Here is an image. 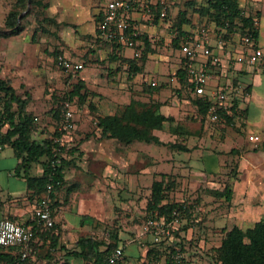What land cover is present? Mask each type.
Masks as SVG:
<instances>
[{
    "label": "crops",
    "instance_id": "1",
    "mask_svg": "<svg viewBox=\"0 0 264 264\" xmlns=\"http://www.w3.org/2000/svg\"><path fill=\"white\" fill-rule=\"evenodd\" d=\"M0 1V27H3L10 9V1L6 0L5 8L3 6L4 0ZM41 1L43 2L42 10L45 12L44 17L49 22L44 25L45 31L51 28L50 33L53 34L57 43L53 42V46L49 45L50 51L51 47H56L58 50H62L66 56L72 57V60L82 62L84 64L82 72L85 71V63L82 59L88 56L105 55L112 50V53H115L112 59L117 61L120 59L118 53L121 49H124L122 50L124 59L128 60L135 56L131 49H125L122 46L116 48L113 43L102 40L98 34L99 21L104 16L108 0ZM129 1L134 6L131 13L132 19L141 33V48H145L147 41L150 45L149 48L146 47L148 58H151L154 56L156 44L161 41L163 35H167L169 32L168 36L171 37L172 42L177 37L176 31L171 29L170 21L165 22L160 18L158 22H155V15L151 11V5L160 3L167 13L169 2L167 3L164 0ZM198 4L203 3L198 2ZM242 5H247L246 14L249 12L257 13L260 32L257 42L260 47L264 48V0H242ZM144 9L146 12L142 11ZM148 9L152 13L151 15L147 12ZM197 15L201 19L205 18L198 29L202 25L209 28L211 37L209 44L213 51L222 57V64L213 67L214 76L209 81L208 97L213 101L210 93L225 88L230 93L232 103L234 104V101L236 103V111L232 114V121L228 124L213 123L209 120L207 121L209 123L205 122L204 124L199 119L198 122H194L191 128L190 123L185 118L175 116L165 104L160 105L159 111L166 116H173L176 123L183 127L181 132L185 134L180 136V133H174L176 138L170 141L175 143L176 139L180 138L187 149H179L178 153H174L177 156L172 154L171 159H165L161 163L163 168L159 172L175 174L178 180H184L186 185L189 183V186H192L195 190L201 186L208 188L206 192L210 194L206 198L207 200L209 198L213 209L211 219L216 223L215 226H220L219 231L223 236L224 228L229 229L234 225L247 228L264 219V70L242 66L241 64H231L225 55L228 51L233 53L240 50L241 38L239 34L235 33L227 37L226 43L221 45L217 37L219 27L214 22L207 25L208 19L206 17L202 18L198 13ZM22 25L24 29L18 34L0 35L4 44L0 48V76L4 79H13L11 84L18 95H20V91L17 87L22 83L20 79L25 76L24 72L28 70L24 63L37 60L45 61L49 53L47 47L41 49L42 43L38 41L39 25L37 17L26 16L22 21ZM185 28L195 32L194 35L191 33L185 35L187 38L196 36L198 29L195 30V28L188 26ZM97 41L104 45L97 44ZM176 48L177 55L183 54L180 47ZM183 58H185L184 54ZM183 58L177 59L178 66L182 64ZM203 58L199 57L194 65L199 66L200 61L204 60ZM183 66L188 67L187 60L184 61ZM147 68L146 71L150 74L141 72L139 69L131 73L132 82H138V84L133 86V97L126 104L130 103L132 99L152 104L156 103L157 100L161 101L160 93L157 90L151 92L150 87L147 88L146 86L150 85L151 81L157 82L156 79L158 78L165 79V76L159 72L158 66H156L155 71L151 69L152 72ZM90 77H95V74L88 73L84 78L88 79ZM180 81L177 78V82ZM179 84V87L184 88L181 82ZM114 87H116V84L108 87L110 92H115ZM185 90L192 97L197 95L188 87ZM188 99V102L192 104L191 106L188 104L190 112L198 114L197 105L192 102V98ZM71 106L75 113L76 126L79 115L75 106L73 104ZM115 109V106L114 108H100L97 111V116L114 115ZM27 111L30 112L28 107ZM187 125L190 129L186 127ZM98 129L96 133L99 137V132L102 133V131L99 127ZM6 130L7 126L1 124V135ZM253 133L259 134L263 138V141L258 145L248 139V136ZM155 134L164 141L159 134V130H155ZM169 134H173V132ZM33 137L38 139L35 136ZM63 137H65V134L61 136V141L64 144L73 140L72 136H66L68 139ZM105 140L113 142L116 148L115 152H119L118 156L121 163L128 162L125 153H135L136 157L138 154H145V158L153 156L148 153L147 148L138 146L137 141L125 145L115 138L107 137ZM78 155L82 157L84 153L80 152ZM87 155L89 154L87 153ZM66 160L68 163L63 170L65 183L54 193L52 200V203H54L55 228L51 230L37 227L36 237L30 243L32 250L25 264H95L92 258H84L80 254L82 248L78 242L81 238L88 237L90 234L101 235L102 231L99 225L114 219H111V216L106 213L107 200L101 192L102 187L100 184L91 183V181L88 182L89 184H85V176L82 173H76L81 169L76 168L73 159ZM19 162L20 160L10 146L5 145L0 150V217L36 227L34 210L37 205V198L32 195L33 191L29 189L26 179L18 174L17 166ZM165 165L167 166L166 169ZM130 166L129 164L128 167ZM103 169H105V166ZM31 171L33 175L40 176L44 171V167L39 163L34 165ZM84 175L87 176V173H84ZM218 177L221 179L218 180ZM71 179L73 181L69 183ZM227 186L232 189L230 201L225 200V196H216L214 193V190L223 191ZM91 191L94 195V205L104 207L103 209L98 208L99 215L87 211L89 203L87 196ZM95 212L97 213V211ZM112 221L113 225L114 220ZM135 232L137 233L134 238H129L126 235V240L122 241L120 246L124 247L128 262L138 264V261L141 260L140 264H142L148 250L143 242H146L149 238L140 236L139 232L141 231L138 229H135ZM120 237L122 236L120 235ZM24 250V246H15L11 252L20 255ZM5 263L0 260V264Z\"/></svg>",
    "mask_w": 264,
    "mask_h": 264
},
{
    "label": "rangeland",
    "instance_id": "2",
    "mask_svg": "<svg viewBox=\"0 0 264 264\" xmlns=\"http://www.w3.org/2000/svg\"><path fill=\"white\" fill-rule=\"evenodd\" d=\"M9 1V8L11 9L15 0ZM164 1L167 3L169 2L168 18L171 23L173 18L177 16L179 9L184 8V2L186 0ZM196 1L199 3L206 2V0ZM5 4L6 0L3 1L4 8ZM246 6H244L245 10ZM42 9L43 2L39 6H36L28 16L37 17L39 25L37 34L38 41L42 43L41 49L47 47L49 52L47 60H37L31 63L25 62V67L28 70L24 72L25 76L20 79L22 83L17 87L20 91V97L26 101L28 109L30 112L32 111L31 113L36 118V128L33 136L40 140L53 137L54 132L58 130L57 125L59 117L56 116L57 111L59 110L61 113V110L65 109L67 104H73L79 115V121H76L75 129L62 133L63 135L65 134V137H63L64 139H68V136L73 137V140L70 142H65L66 146L62 151V155L65 159H73V164L76 165V168H78V170L81 169V171H76V173H82L83 176H85V184H89L88 182L90 181L91 183L100 184L102 187L101 192L107 200V206H105L106 213L108 216H111V219L114 218L112 219L114 220L113 225L112 220L103 225L102 223L99 225L102 231L101 235L97 234L95 236L94 234H90V236L94 237V239H103L105 237L111 239V231L113 230L114 232L117 229L119 235L123 237H121V240L125 241L126 235L129 238H134L137 233L135 229H138L141 231L139 232L140 236L142 235L148 238L144 233L143 227L146 221L145 216L148 212L147 204L151 196L152 184L155 179H160V174L162 172H159V170L161 171L163 168L161 166L163 164L161 163L165 161V159H171L172 154L177 156L174 153H178L180 148L174 146V144L183 145V140L177 138L175 143L170 141L175 140L176 137L174 133L169 134L171 131L166 127L163 130H159V134L164 141H169L165 144L137 141L138 146L147 148L148 153L153 155L151 158H145V154H138L136 157L135 153H125L124 155L128 158V162L121 163L118 156L119 152H115L116 148L113 142L105 140L107 137H104L100 132V136L98 137L96 130L98 129L97 111L100 108H114L115 106V114H120L126 103L133 97V86L138 84V82H132L133 80L130 75L134 71L130 69L129 61L124 59L122 51L124 49H121L118 53L122 60L118 59L114 61L112 56L115 53H112V50H110L107 54H103L104 56L85 57V59H82L85 63V71H81L76 77L67 75L57 63V56L59 54L65 55V53L62 52V50H58L56 47H51L50 51L49 45L54 44L53 42H55V44L57 43L53 34L50 33L51 28L47 29L49 32L45 31L46 28L44 25L49 22L47 18L44 17L45 12ZM189 16L193 21L192 28H195V30L205 21V18L202 17L203 19H201L197 13L192 11H190ZM209 23L211 22H208L207 25H210ZM3 28L4 26L0 27V30ZM168 34L163 35L161 41L156 44L153 57L148 58L147 56L144 61L140 57L135 59H137L136 62L141 65V72L150 74V72L146 71V68L148 67L147 69H150V71L151 69L155 71L156 66H158L159 72L165 76V79H156V87L158 93H160L161 101L157 100V102L153 104H158V106L165 104L170 109L169 111L173 112L175 116L185 118L192 128L194 122H198L200 118L198 114L190 112L191 110L188 104L190 106L192 104L188 102V98H192V96L187 93L185 88L179 87L181 76L178 75V70L183 67V63L186 59L184 60L183 54H176L177 48L170 40L171 37H169ZM140 40L141 39L138 38L132 46L123 44L121 46L125 49L129 48L135 53V49L142 45L139 42ZM97 44L104 45L99 41H97ZM2 46H4V44L0 38V48H2ZM114 46L116 48L118 47L117 45ZM179 58H183V61L182 64L178 66L177 59ZM88 73L95 74V77H90L88 79L84 78ZM177 78L180 81L179 83L177 82ZM6 80L10 83L13 81V79ZM79 83L82 85L81 94L84 95L83 98H79V96L71 97L69 94L70 91L73 89L74 85H79ZM113 84H116L114 93L110 92L108 88ZM146 87L148 88L149 85ZM178 99H180V101H178ZM3 103L4 96L3 93H0V111L3 109ZM205 120L203 121L204 124L205 122L209 123L207 122L208 120ZM189 126L187 125L186 127L190 129ZM184 135L185 134H181L180 136ZM80 152L84 153L82 157L78 155ZM87 153L89 155H87ZM129 164L131 165L130 167H128ZM104 166L105 169H103ZM166 168L167 166L165 165V169ZM84 173H87V176L84 175ZM220 179L221 178L218 177V180ZM72 181L73 179H71L69 183H72ZM189 185V183L186 185L184 180L180 181L177 179L176 183L168 191L169 196L179 201H192L198 198L199 201L197 205L201 207V209L196 212V219L198 220L195 222L196 224H194L192 229L187 233L183 234V236L181 235L182 239H184L183 246L185 248L183 252V263L214 264L213 255L215 247L220 244L223 236L219 231L220 226H215L216 223L211 219V211H213V209L211 208L209 198L208 200L206 198L210 193L206 192L208 189L206 187L203 188L201 186L195 190ZM87 201H89L87 211L91 212V214L99 215L98 208L103 209L104 207H97L94 205V195L92 191L88 194ZM95 211H97V213ZM143 243L148 247V240ZM140 261L141 260L138 261V264H140Z\"/></svg>",
    "mask_w": 264,
    "mask_h": 264
},
{
    "label": "trees",
    "instance_id": "3",
    "mask_svg": "<svg viewBox=\"0 0 264 264\" xmlns=\"http://www.w3.org/2000/svg\"><path fill=\"white\" fill-rule=\"evenodd\" d=\"M41 3V0H15L6 16L4 28L0 30V35L20 33L24 29L21 21ZM163 9L164 7L160 3L151 5V11L155 15V22L160 20L161 10ZM190 11L197 12L201 17H206L208 19L207 23L214 22L219 27V32L225 31V37L238 33L240 37L250 35L255 40L259 39V29L254 25L257 13L249 12L246 14L241 0H206L203 4H198L196 0H186L184 2V8L179 9L177 16L171 21V29L177 33V37L173 41L176 47H180L181 42L187 39L185 35L189 33L195 34L194 31L186 30L185 28L187 26L192 27L193 25V21L189 16ZM19 17H21V20H19ZM163 21H170L168 11ZM113 44L117 46L122 45L118 43ZM149 46V43L146 41L145 48H142V54L139 56L143 61L148 56L146 47L149 48ZM135 58L137 57L128 59L130 69L134 72L141 69V65L136 62L137 59ZM185 59L187 60L186 57ZM187 68L183 66L178 70V75L181 76L180 80L184 88L188 87ZM81 86L80 83L79 85H74L69 93L70 96L83 98L84 95L81 94ZM149 87L151 92L157 90L156 85L150 84ZM0 93H3L4 96L3 109L0 111V124L7 126V130L1 135V141L4 145L10 146L20 160L17 166V172L26 179L29 189L33 191L32 195L37 198V202L46 195V185L49 181L52 158L55 156L62 157V163L57 168V177L62 181V185L56 186L50 194L52 202L54 193L65 182L63 170L68 163L62 155V151L66 146L61 141L62 132L57 130L54 132L53 137H48L43 140L35 139L33 135L36 128V118L32 113L27 111L26 101L16 93L12 84L1 76ZM191 100L197 105L200 120H209L208 116L212 105L209 97L196 95ZM63 111L64 109L60 113L58 110L56 113V116L59 117L58 127L63 118ZM235 111V101L230 111L220 109L219 115L222 123L228 124L231 122L233 118L232 114ZM97 126L102 131L104 137L115 138L125 145L135 141L165 144L155 134V130H162L166 126L173 133L183 134L181 132L183 127L176 123L173 116H166L161 113L158 104L136 99H132L130 103L126 104L120 114L97 116ZM174 146H178L180 149L186 148L184 145L174 144ZM39 163L43 165L44 171L40 176L33 175L31 169ZM176 181V175L167 173H161L160 179L154 180L151 188V196L147 204L148 212L145 219L155 213V211L169 219L172 212L175 209H179L183 212L185 221L174 231L170 239L156 243L148 237V250L142 264H152L155 260H162L164 264H175L172 259V254L178 249L182 253L185 251L182 236L192 229L194 224H196L195 222L198 221L196 219L197 214L194 211V204H198V198L192 201H179L169 196L168 191ZM214 193L216 196H225V200L230 201L232 198V189L228 186L223 191L214 190ZM184 203H188V209L186 210L183 208ZM53 209L54 203H52ZM54 228L55 225L50 229L54 230ZM110 237L112 238L94 239L91 236L81 238L78 242L82 248L80 254L84 258H92L95 264H101L122 242L117 229L114 232L113 230L111 231ZM12 249L13 247H0V260L6 263H13L19 255L12 253ZM183 259L184 256L176 264H184ZM213 259L214 264H264V219L257 221L253 226L247 228H241L237 225L229 229L224 228L221 242L215 247Z\"/></svg>",
    "mask_w": 264,
    "mask_h": 264
},
{
    "label": "built area",
    "instance_id": "4",
    "mask_svg": "<svg viewBox=\"0 0 264 264\" xmlns=\"http://www.w3.org/2000/svg\"><path fill=\"white\" fill-rule=\"evenodd\" d=\"M146 9V8H145ZM144 9V10H145ZM134 10L133 4L129 0H108L104 16L98 25V34L104 41L110 43H118L123 45L132 46L134 42L140 37V31L132 19L131 13ZM143 12H146V10ZM150 15V10L147 11ZM161 19L166 17V10L163 9ZM254 25L256 28L259 26L257 18ZM206 25H202L198 29L196 36L193 38L184 39L181 42L180 50L187 58L188 62V88L195 94L203 97H208V85L210 79L214 76L213 67L222 64V57L213 51L209 44L210 33ZM218 42L221 45L226 43L225 31H220L217 35ZM240 50L237 52L228 51L225 57L230 60L231 64H241L251 68L264 70V48L258 45L257 40L252 36L246 35L240 37ZM140 42V41H139ZM142 54V48L135 49V56L139 57ZM199 57H204L199 66H195ZM58 66L67 74L76 77L84 69L82 62H76L64 54L57 56ZM151 85H156V81H151ZM213 98L212 105L209 111V121L213 123H222L219 115V110H231L233 106L230 93L225 88H220L210 93ZM62 121L58 130L62 133L75 129V113L71 104H67L63 113ZM1 131V124H0ZM248 139L258 145L263 138L259 134H250ZM5 147L1 141L0 133V150ZM62 163L61 156H55L51 160V170L49 172V181L46 185V195L37 202L34 210V225H25L9 218L0 217V247H15L24 246L25 250L22 251L19 257L13 262L8 264H25L29 253L32 250L30 243L36 237L37 227L50 229L55 225V220L52 210V202L50 194L56 186L62 185V181L57 177V168ZM184 210L188 209V203H184ZM201 209L197 204H194V211L197 212ZM183 212L175 209L169 219L160 215L157 211L151 214L145 221L143 230L145 235L150 237L154 242L172 238L174 231L184 222ZM183 253L178 249L172 254L174 263L182 260ZM101 264H131L128 262L124 247L118 246ZM152 264H164L162 260H155Z\"/></svg>",
    "mask_w": 264,
    "mask_h": 264
},
{
    "label": "water",
    "instance_id": "5",
    "mask_svg": "<svg viewBox=\"0 0 264 264\" xmlns=\"http://www.w3.org/2000/svg\"><path fill=\"white\" fill-rule=\"evenodd\" d=\"M21 19V17H19V20Z\"/></svg>",
    "mask_w": 264,
    "mask_h": 264
}]
</instances>
